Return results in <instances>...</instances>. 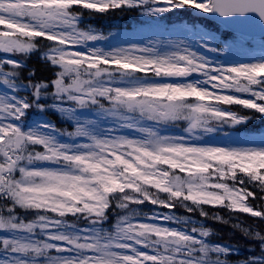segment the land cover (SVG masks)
<instances>
[{
	"label": "snow or ice",
	"instance_id": "snow-or-ice-1",
	"mask_svg": "<svg viewBox=\"0 0 264 264\" xmlns=\"http://www.w3.org/2000/svg\"><path fill=\"white\" fill-rule=\"evenodd\" d=\"M127 13L191 24L97 46L120 33L91 18ZM256 29L259 57L238 59ZM253 121L264 0H0V264H264V132L239 136Z\"/></svg>",
	"mask_w": 264,
	"mask_h": 264
},
{
	"label": "rangeland",
	"instance_id": "rangeland-1",
	"mask_svg": "<svg viewBox=\"0 0 264 264\" xmlns=\"http://www.w3.org/2000/svg\"><path fill=\"white\" fill-rule=\"evenodd\" d=\"M189 17V16H188ZM167 25L164 22H161V26L157 27L154 25H139L134 26V30L131 29H124V30H113L112 33L120 35L116 38H112L109 41L102 42L101 44H98L97 46H103L106 48L109 47H115V46H127L129 44H140L143 45L147 43L149 39H164V40H179L184 39L185 35L181 32H179L180 26H173V27H166ZM204 29V28H201ZM205 30V29H204ZM261 53L260 49V37L255 38L252 42L251 49L248 53H237L236 57L238 59H247L249 55L259 57ZM210 55V54H209ZM86 117L91 118V113H85ZM33 119H38V117H34ZM31 123V122H30ZM168 133H174L179 134L180 129L178 128H168L166 129ZM260 134L257 135H244L239 134L240 137H255L258 138ZM209 143H215V144H224L225 141L222 137H217L214 139H211L208 141Z\"/></svg>",
	"mask_w": 264,
	"mask_h": 264
},
{
	"label": "trees",
	"instance_id": "trees-1",
	"mask_svg": "<svg viewBox=\"0 0 264 264\" xmlns=\"http://www.w3.org/2000/svg\"><path fill=\"white\" fill-rule=\"evenodd\" d=\"M132 18H136L135 14L132 13H127V14H116L112 16H97V17H92L91 22H102L101 25H114L117 23H126L130 21ZM92 23V24H95ZM98 24V23H97ZM29 67L35 68L37 71V75L39 77H46L49 75L47 68L44 66V64L39 60L38 56L34 55L31 60L29 61ZM52 117L54 119L58 120V116L56 114H52ZM58 122V121H57ZM248 131H258L260 128H264V123L258 122V121H253L249 125L246 126ZM213 227L220 232V239L222 241L224 240H229L232 236L231 231L226 228L222 227L219 225H213Z\"/></svg>",
	"mask_w": 264,
	"mask_h": 264
},
{
	"label": "water",
	"instance_id": "water-1",
	"mask_svg": "<svg viewBox=\"0 0 264 264\" xmlns=\"http://www.w3.org/2000/svg\"><path fill=\"white\" fill-rule=\"evenodd\" d=\"M254 34H259V30H258V29H256Z\"/></svg>",
	"mask_w": 264,
	"mask_h": 264
}]
</instances>
